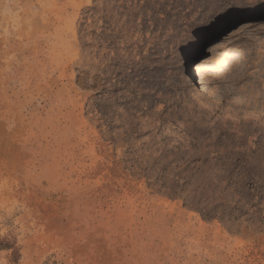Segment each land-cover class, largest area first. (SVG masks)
Here are the masks:
<instances>
[{"label":"rangeland","instance_id":"1","mask_svg":"<svg viewBox=\"0 0 264 264\" xmlns=\"http://www.w3.org/2000/svg\"><path fill=\"white\" fill-rule=\"evenodd\" d=\"M241 163L264 0H0V264H264V225L163 187Z\"/></svg>","mask_w":264,"mask_h":264},{"label":"trees","instance_id":"2","mask_svg":"<svg viewBox=\"0 0 264 264\" xmlns=\"http://www.w3.org/2000/svg\"><path fill=\"white\" fill-rule=\"evenodd\" d=\"M196 166H187L185 178L176 175L172 184L163 183L171 196L185 192V204L195 208L206 219H218L231 226L242 220L264 225V180L261 169L253 164H228L220 167L217 177ZM156 180L160 183V178ZM11 244L0 241V249L10 248ZM18 263L17 251L13 253Z\"/></svg>","mask_w":264,"mask_h":264}]
</instances>
